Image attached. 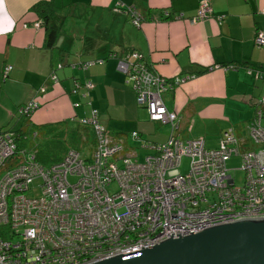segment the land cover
I'll list each match as a JSON object with an SVG mask.
<instances>
[{
  "label": "built area",
  "instance_id": "1",
  "mask_svg": "<svg viewBox=\"0 0 264 264\" xmlns=\"http://www.w3.org/2000/svg\"><path fill=\"white\" fill-rule=\"evenodd\" d=\"M123 8L139 26L142 14ZM209 16L211 8L203 1L185 20L193 24ZM253 41L264 46V31L257 30ZM116 58V68L136 91L149 120L169 126L168 140L141 141L150 153L139 159V151L106 131L91 109L77 120L93 132L87 151L69 149L59 162L43 167L34 153L17 148L14 132L0 129V264H91L154 246L175 232L185 236L239 218L264 217V96L255 103L245 136L227 128L217 147L207 148L203 139L178 137L179 116L162 98L195 75L163 77L136 51ZM10 69L6 66L5 74ZM51 78L56 80L54 72ZM82 87L88 90L92 83ZM78 88L75 83L72 93ZM38 106L31 101L17 112L32 114ZM132 136L140 140L136 133ZM15 153L21 159L7 167ZM233 156L244 175L240 186L227 166ZM183 158L188 163L181 172Z\"/></svg>",
  "mask_w": 264,
  "mask_h": 264
},
{
  "label": "crops",
  "instance_id": "2",
  "mask_svg": "<svg viewBox=\"0 0 264 264\" xmlns=\"http://www.w3.org/2000/svg\"><path fill=\"white\" fill-rule=\"evenodd\" d=\"M203 1L211 16L190 24L185 19ZM120 4L143 15L139 26L130 23L128 13L113 10ZM262 9L264 0H0V129L13 112L18 114L19 105L31 101L39 106L29 127L59 121L77 125L75 119L95 108L101 123L126 143L129 136L118 132L117 119L138 117L140 133L152 125L159 128L138 107L116 58H108L138 51L163 77L195 75L162 95L179 116L178 137L203 139L207 148H215L227 127L245 136L255 103L264 96V46L253 41L257 30L264 31ZM40 13L58 28L53 47ZM96 59L104 61L78 67ZM58 64L63 66L58 69ZM6 66L11 69L5 74ZM76 81L93 83L88 96L71 92ZM163 126L154 142L167 139L170 128ZM81 127L92 141L90 128ZM85 147L79 151L86 152Z\"/></svg>",
  "mask_w": 264,
  "mask_h": 264
},
{
  "label": "water",
  "instance_id": "3",
  "mask_svg": "<svg viewBox=\"0 0 264 264\" xmlns=\"http://www.w3.org/2000/svg\"><path fill=\"white\" fill-rule=\"evenodd\" d=\"M155 244V243H154ZM91 264H264V217L239 218Z\"/></svg>",
  "mask_w": 264,
  "mask_h": 264
},
{
  "label": "trees",
  "instance_id": "4",
  "mask_svg": "<svg viewBox=\"0 0 264 264\" xmlns=\"http://www.w3.org/2000/svg\"><path fill=\"white\" fill-rule=\"evenodd\" d=\"M113 10L126 12L125 9L123 8V6L119 7L118 5H115L113 7ZM126 13H128V12H126ZM40 14H41V16H43L42 13H40ZM128 15L130 18L129 19L130 23L133 26H136L132 22L131 14L128 13ZM43 18H44L43 19V22H44L43 25L45 26V29L47 31L48 46L53 47L54 42L56 41V38L58 35V28L54 23L50 22L47 17L43 16ZM143 20H144V17L142 15V19L140 20L139 25L141 24V22ZM127 52H129V51H125L123 54H121V56H123ZM136 52H138V51H136ZM111 54H113V53H110L108 55V58L111 57ZM121 56L116 55V57H121ZM96 60H100V59H96ZM101 60L104 61V59H101ZM93 61H95V60H93ZM86 62H90V61H86ZM116 65H117V58H116ZM62 66H63V64L61 65V67ZM85 82L86 81H82V82L76 81L75 82L77 85H79V87H81V88H78V90L76 91L75 94H78L80 91H82V96H88L89 95L90 90L93 88V83L90 81L92 83V88L85 90L82 87ZM124 82H125V76H124ZM125 84H126V82H125ZM127 86L133 91V93L135 95V100L137 103L136 91L130 85H127ZM74 88H75V84H74L72 90ZM72 90H71V92H72ZM23 105H25V104H23ZM137 105H138V107L145 109V111L147 113V110L143 105H140L138 103H137ZM21 106L22 105H19L18 108ZM18 108H17V110H18ZM91 109H95V108H91ZM91 109H90V111H91ZM97 113H98V111H97ZM89 114H90V112H89ZM89 114H87L86 116H82V117H88ZM22 116L24 118H23L22 123L20 124V127L16 130H12V129H10V130L12 132H14V134H15V140L17 143V148H19L20 151H26V152L31 151L32 153H34L35 160L40 166L48 167L52 164L59 162L63 158L64 154L66 153V151L68 149L81 150V147H84L85 142L82 141V139H81V132H82L81 130L83 128L81 126H79L78 124L73 125V124L68 123L66 121H59V122H55V123H47V124H43V125H36V126L29 127L30 126L29 117L31 116V114L22 115ZM147 116H148V113H147ZM97 118H98V121L100 122V124H102L100 121V118H99V114H98ZM78 119H75V121H77ZM148 119H149V117H148ZM263 122H264V120H263ZM155 123H159V122H155ZM164 125H166V124H164ZM234 127L230 126L227 128H232L235 131ZM238 127H240V126H238ZM104 128L106 129V131L110 132L105 126H104ZM110 133H112V132H110ZM133 133H136L138 138L140 139V140H138L140 142V145H139L140 149H145L144 147H141V144H142L141 141H144L141 139V133L138 131H131L130 133H128V136H130L134 140H136V139L132 136ZM112 134H116V135L121 136L120 134H117V133H112ZM236 135L238 136L239 134L236 132ZM239 136H241V135H239ZM30 137H31V140H35L38 137L39 140L41 141V143L40 144H38V143L34 144L33 146H31L32 145L31 144L30 145L31 147L29 146L30 147L29 149L26 148L25 144L30 143V141H29ZM121 137H123V136H121ZM220 137H221V135H220ZM168 138H169V135H168L167 139L163 142H148V141H144V142H147L150 144H161V143L166 142L168 140ZM123 139L126 142V139L124 137H123ZM27 141H29V142H27ZM35 141H33V142H35ZM218 141H219V139H218ZM20 159H21L20 154L18 153V155H17L15 153L11 158H9V160H8L9 162L7 161V167L11 166L14 161H19Z\"/></svg>",
  "mask_w": 264,
  "mask_h": 264
},
{
  "label": "rangeland",
  "instance_id": "5",
  "mask_svg": "<svg viewBox=\"0 0 264 264\" xmlns=\"http://www.w3.org/2000/svg\"><path fill=\"white\" fill-rule=\"evenodd\" d=\"M13 113H14V116L12 117V119L8 122L7 125H4V127H3L4 130L10 129L12 127L14 128V129L12 128V130L17 129V127L20 124L21 118L22 119L24 118L23 116L19 117L18 116L19 114H17V113L15 114V112H13ZM131 115L134 116L133 114H131ZM137 118L138 117H132L131 119H127L125 121H122L120 119L115 120V121H117L116 124L119 123L117 125L120 127L118 129L120 131H118V132H124L127 134L130 133L131 131H138L139 132V130H137L136 125H135ZM161 125L162 126H159V128H157V129H154V125H152V127H148L146 130H143L141 133V139L144 141H148V142L157 141V140H154L155 137H156V139H158L159 138V132H161L162 129L164 128L163 124H161ZM81 131H80L81 132V139H82V141L85 142V144H84V147H85L87 145V142L89 143L92 141L87 136L88 133L86 132V130L82 129ZM192 139H197V138H192ZM35 140H31V137H30V140H29L30 143H26L25 147L29 149L34 144H37V143L40 144L41 143V141L39 140L38 137ZM29 141H27V142H29ZM33 141H35V142H33ZM127 143L129 146L134 147L139 151V154H140L139 159H142L144 155H146L147 153H150V151L147 149H145V150L140 149V147H139L140 142L132 139L130 136H129V139L127 140ZM208 146H211V145H208ZM187 163H188V159L183 158L182 159V165L180 167L181 172H184L187 169ZM239 165H240V160L238 157H235V156L231 157L227 162V166L229 168V174H231L232 177L234 178L235 184L240 186L243 182V176L244 175H243V171H241L239 169Z\"/></svg>",
  "mask_w": 264,
  "mask_h": 264
},
{
  "label": "bare ground",
  "instance_id": "6",
  "mask_svg": "<svg viewBox=\"0 0 264 264\" xmlns=\"http://www.w3.org/2000/svg\"><path fill=\"white\" fill-rule=\"evenodd\" d=\"M75 94V93H74ZM86 97V96H85Z\"/></svg>",
  "mask_w": 264,
  "mask_h": 264
}]
</instances>
